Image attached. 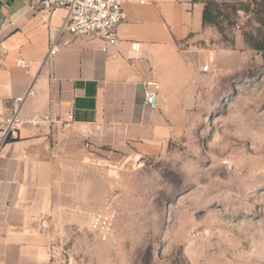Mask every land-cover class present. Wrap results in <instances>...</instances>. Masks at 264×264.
Instances as JSON below:
<instances>
[{
	"label": "rangeland",
	"instance_id": "374dc122",
	"mask_svg": "<svg viewBox=\"0 0 264 264\" xmlns=\"http://www.w3.org/2000/svg\"><path fill=\"white\" fill-rule=\"evenodd\" d=\"M203 1L210 19L180 44L163 143L127 152L49 126L77 194L42 264H264V0ZM109 204L119 216L102 241L87 223Z\"/></svg>",
	"mask_w": 264,
	"mask_h": 264
},
{
	"label": "crops",
	"instance_id": "0c3cea01",
	"mask_svg": "<svg viewBox=\"0 0 264 264\" xmlns=\"http://www.w3.org/2000/svg\"><path fill=\"white\" fill-rule=\"evenodd\" d=\"M37 2L0 0V117L31 86L35 95L21 103V118L51 120L24 123L19 137L0 148V264L49 262L55 217L75 206L76 176L49 126H81L98 147L142 154L158 147L172 128L168 86L178 84L180 44L204 27L203 0L130 2L117 44L104 50L98 36L65 33L45 62L49 29L63 23L66 11L45 12ZM132 42L140 43L138 51ZM150 81L159 84L154 105L144 100Z\"/></svg>",
	"mask_w": 264,
	"mask_h": 264
},
{
	"label": "built area",
	"instance_id": "2783aa9c",
	"mask_svg": "<svg viewBox=\"0 0 264 264\" xmlns=\"http://www.w3.org/2000/svg\"><path fill=\"white\" fill-rule=\"evenodd\" d=\"M130 2L144 4L146 0H38L37 6L45 12H52L56 8H64L66 11L63 23L49 29L48 51L44 61L46 62L56 54L65 33L71 37L98 36L106 44L103 47L104 50H107L108 45L117 44L116 27L124 20V6ZM139 46V42L131 43V49L135 52L139 50ZM20 66L27 67L25 62H20ZM209 69V63H205L203 70ZM158 90V82H148L144 100L148 102L152 96L157 95ZM34 95L35 90L30 86L23 95L14 98L16 105L13 107L12 113L0 117V148L19 137L20 129L24 123L45 126L51 121L47 115L27 120L21 118V103L27 97ZM118 216L119 209L116 205H104L90 213L87 223L88 230L95 233L100 240L105 241L112 234Z\"/></svg>",
	"mask_w": 264,
	"mask_h": 264
},
{
	"label": "trees",
	"instance_id": "16d2710c",
	"mask_svg": "<svg viewBox=\"0 0 264 264\" xmlns=\"http://www.w3.org/2000/svg\"><path fill=\"white\" fill-rule=\"evenodd\" d=\"M210 19V12H209V9H208V4L207 3H204V9H203V25L209 21Z\"/></svg>",
	"mask_w": 264,
	"mask_h": 264
},
{
	"label": "water",
	"instance_id": "95a60500",
	"mask_svg": "<svg viewBox=\"0 0 264 264\" xmlns=\"http://www.w3.org/2000/svg\"><path fill=\"white\" fill-rule=\"evenodd\" d=\"M155 100H156V96H152V97L149 99L148 102H149L151 105H154V103H156Z\"/></svg>",
	"mask_w": 264,
	"mask_h": 264
}]
</instances>
